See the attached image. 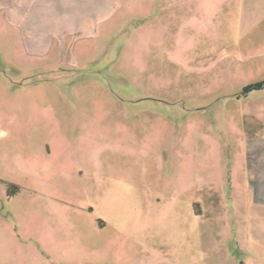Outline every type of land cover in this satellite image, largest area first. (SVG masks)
<instances>
[{"label":"rangeland","instance_id":"1","mask_svg":"<svg viewBox=\"0 0 264 264\" xmlns=\"http://www.w3.org/2000/svg\"><path fill=\"white\" fill-rule=\"evenodd\" d=\"M90 2L0 9V264H264V0Z\"/></svg>","mask_w":264,"mask_h":264},{"label":"crops","instance_id":"2","mask_svg":"<svg viewBox=\"0 0 264 264\" xmlns=\"http://www.w3.org/2000/svg\"><path fill=\"white\" fill-rule=\"evenodd\" d=\"M29 0H0V9L3 10L5 9L6 11V17L8 16V14L12 15V11H15V9H17L18 7H20L21 9H23V4L27 3ZM35 3L40 4V7L43 8V6H45V4H48L51 6V4H57V8L60 12H57L54 8H50L47 11L49 13L52 14H48V16L54 18V17H58V16H62V17H69L71 15V13H74L75 11L72 10V8H77L78 5H81L79 7L82 8V5H87V3H92L90 2L91 0H32ZM94 2H96V4L99 5V7H97L95 9V15L99 12H101L102 9V4L104 2H106V0H94ZM24 12V11H23ZM93 13V12H91ZM88 12L87 11H83V16L87 15ZM13 16V15H12ZM38 16H45V14H39ZM19 17L22 20V16L21 14H19ZM87 18V17H85ZM11 22H13V20H10ZM71 26V25H70ZM69 26V27H70Z\"/></svg>","mask_w":264,"mask_h":264},{"label":"trees","instance_id":"3","mask_svg":"<svg viewBox=\"0 0 264 264\" xmlns=\"http://www.w3.org/2000/svg\"><path fill=\"white\" fill-rule=\"evenodd\" d=\"M16 190V189H15ZM9 195H14L15 193L14 192H8Z\"/></svg>","mask_w":264,"mask_h":264}]
</instances>
